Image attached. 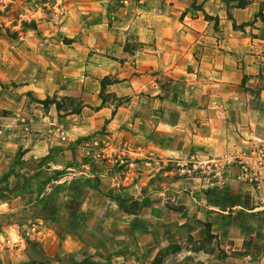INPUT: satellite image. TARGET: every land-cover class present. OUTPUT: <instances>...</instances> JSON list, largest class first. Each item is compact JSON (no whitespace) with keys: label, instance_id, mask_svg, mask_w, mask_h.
Here are the masks:
<instances>
[{"label":"crops","instance_id":"crops-1","mask_svg":"<svg viewBox=\"0 0 264 264\" xmlns=\"http://www.w3.org/2000/svg\"><path fill=\"white\" fill-rule=\"evenodd\" d=\"M69 1L83 3L69 16H81L90 34L84 49L124 50L121 35H136L143 46L138 72L166 69L173 55V65H182L189 39L198 36L186 25L188 0ZM195 20L200 24L201 17ZM106 58L115 67L99 78L85 76L83 92L75 89L69 66L59 77L50 65L49 73L20 78L14 87L5 73L0 84V264H155L161 251L172 245L182 250L190 238L202 241L211 234L217 240L221 220L231 215L220 209L202 178L173 181L170 163L204 157L187 154L200 143L172 148L161 140L166 130L172 136L171 127L154 126L156 116L165 119L171 113L167 97L124 89L135 81L125 73L131 66ZM111 74L117 84L92 89V82L100 86ZM59 94L82 97L90 106L79 115L61 116L54 100ZM110 98L122 102L113 106ZM60 119L66 122L61 135ZM43 129L51 132H36ZM78 129L83 133L76 135ZM241 208L256 215L264 206Z\"/></svg>","mask_w":264,"mask_h":264},{"label":"rangeland","instance_id":"rangeland-1","mask_svg":"<svg viewBox=\"0 0 264 264\" xmlns=\"http://www.w3.org/2000/svg\"><path fill=\"white\" fill-rule=\"evenodd\" d=\"M82 4L0 0V84L5 73L11 80L7 84L14 87L20 78L49 73L50 65L59 77L69 66L75 89L83 92L85 76L99 78L102 71L115 67L106 56L127 61L131 67L125 73H132L135 81L124 89L168 99L171 113L154 120L156 127H171L172 136L168 138L166 130L161 140L165 138L172 148L194 140L200 143L193 151L187 149V154L204 157L170 163L173 181L185 176L202 178L220 209L232 212L221 220L217 240L212 241L211 234L202 241L190 238L182 250L172 245L161 251L155 264H264V209L249 215L241 208L264 206V0H188L186 25L198 36L190 38L183 50V64L173 65V55L166 69L145 73L136 71L143 46L133 33L121 35L126 37L124 50L83 48L84 37L90 34L81 16H69ZM199 17L200 24L195 20ZM118 82L116 74H111L100 86L92 82V89L109 90L108 84ZM35 99L29 98V104ZM54 100L63 111L61 116L79 115L84 106H90L79 96L59 94ZM110 100L113 106L122 102L121 98ZM59 123L61 135L66 122L60 119ZM83 131L78 129L76 135ZM36 132L48 135L51 131Z\"/></svg>","mask_w":264,"mask_h":264},{"label":"trees","instance_id":"trees-1","mask_svg":"<svg viewBox=\"0 0 264 264\" xmlns=\"http://www.w3.org/2000/svg\"><path fill=\"white\" fill-rule=\"evenodd\" d=\"M58 108L60 109V105L58 104Z\"/></svg>","mask_w":264,"mask_h":264}]
</instances>
